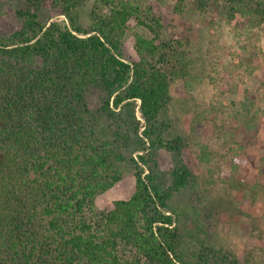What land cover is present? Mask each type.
Returning <instances> with one entry per match:
<instances>
[{
  "label": "trees",
  "instance_id": "1",
  "mask_svg": "<svg viewBox=\"0 0 264 264\" xmlns=\"http://www.w3.org/2000/svg\"><path fill=\"white\" fill-rule=\"evenodd\" d=\"M19 1L21 27L0 36V264H245L212 245L189 257L169 204L192 176L183 138L166 139L169 124L160 120L171 79L186 75L182 42L163 41L152 8L129 0H51L67 24L41 20L44 0ZM87 1L93 6L85 29L76 9ZM177 1L181 9L184 0ZM235 1L233 10L264 23V0ZM131 20L154 34L134 31L135 62L123 48ZM94 89L102 92L97 109ZM133 101L144 120L133 128L142 127L146 140L128 159L135 191L100 211L96 197L123 178L116 164L127 160L131 136L114 123ZM160 148L175 161L167 177ZM199 158L208 159L205 150ZM258 168L264 173V158Z\"/></svg>",
  "mask_w": 264,
  "mask_h": 264
},
{
  "label": "rangeland",
  "instance_id": "2",
  "mask_svg": "<svg viewBox=\"0 0 264 264\" xmlns=\"http://www.w3.org/2000/svg\"><path fill=\"white\" fill-rule=\"evenodd\" d=\"M129 1L152 8L161 19V39L174 45L181 41L177 49L187 63L186 75L171 79L172 98L160 120L169 124L166 139L183 138L184 162L192 171L190 184L169 201L188 256L212 245L233 252L242 263L263 262L264 190L256 193L248 185L264 186V173L258 168L264 158V23L258 24L246 10H233L235 0H184L181 9L176 8L177 0ZM23 6L19 0H0V36L21 27L16 9ZM92 6L87 1L76 9L78 24L85 29L91 26ZM40 16L44 22L68 23L51 0H44ZM130 27L124 58L135 62L139 58L134 31L146 37L154 34L135 20ZM101 93L92 90L93 109L100 105ZM139 103L124 106V121L114 123L130 133L123 148L127 160L116 164L122 180L96 197L97 210L129 199L135 191L134 168L128 159L140 154L146 141L143 128L138 133L133 128L136 120L144 123ZM203 150L206 160L199 158ZM158 160L167 177L174 167L173 154L160 148Z\"/></svg>",
  "mask_w": 264,
  "mask_h": 264
}]
</instances>
